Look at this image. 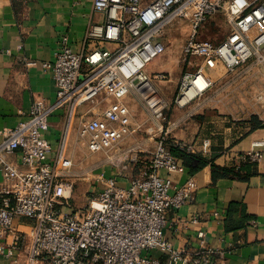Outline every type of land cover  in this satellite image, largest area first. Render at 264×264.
Instances as JSON below:
<instances>
[{
  "label": "built area",
  "instance_id": "built-area-1",
  "mask_svg": "<svg viewBox=\"0 0 264 264\" xmlns=\"http://www.w3.org/2000/svg\"><path fill=\"white\" fill-rule=\"evenodd\" d=\"M92 5L104 20L88 26L84 36L88 50L74 52L62 38L53 61L42 64L53 80L54 99L35 101L15 127L2 132L0 171L9 185L0 191V236L13 231L17 218L31 221L30 233L16 236L13 244L24 252L25 264H224L221 254L203 247V232L197 233L200 247L191 252L174 248L163 236L169 212L192 199L196 183L190 177L175 186L159 172L184 171L172 148L187 154H195V149L164 134L167 103L155 81L166 80V74L149 75L146 67L164 53L165 28L177 20L192 26L182 46L183 60H201L195 75L182 79L180 104L197 77L205 84L191 98L209 87L207 69L221 65L231 73L249 60L264 62V0H92ZM218 11L229 15L230 34L220 43L200 40L199 28ZM130 93L161 133L151 160L126 186L102 173L99 190L86 206L67 211L73 192L67 176L73 163L66 156L70 131L74 127L88 151H109L140 130L124 104ZM107 98L113 102L92 112ZM58 112L64 128L52 165L44 133ZM15 152L22 168L7 160ZM260 158L252 151L240 159ZM132 161L138 162V157ZM153 250L165 254L168 262L148 256Z\"/></svg>",
  "mask_w": 264,
  "mask_h": 264
},
{
  "label": "crops",
  "instance_id": "crops-1",
  "mask_svg": "<svg viewBox=\"0 0 264 264\" xmlns=\"http://www.w3.org/2000/svg\"><path fill=\"white\" fill-rule=\"evenodd\" d=\"M103 20V13L93 9L92 0H0V141L3 130L15 127L35 101L54 99L53 80L42 64L53 61L61 39L65 38L74 52H85L88 47L84 36L88 26ZM199 65L193 64L191 59L184 62L181 54L166 49L146 67L149 75H170V79L167 76L164 81H155L158 93L172 111L163 124L164 134L192 146L195 154L191 155L201 156L219 167L238 169L247 162L241 161V156L252 151H259L261 158L256 162L248 161L253 163L251 173L243 179L214 180L210 165L197 172H191L186 165L181 173L160 170V175L175 186H181L190 177L196 183L192 199L169 212L163 236L174 248L191 252L200 247L197 233L203 232V247L221 254L224 264H264V118L254 116L257 124L252 121V115L239 118L225 111L227 101L223 93L221 98L212 95V90L217 92L226 86L213 84L214 78L227 73L221 65L206 70L210 72L208 76L205 72L210 83L207 89L180 104L177 100L184 71L195 72ZM105 100L104 107L97 106L92 112L98 113L113 102L112 98ZM124 104L132 120L141 126L132 135L129 150L141 154L153 152L155 140L161 135L156 124L135 94L130 93ZM63 128V115L58 112L50 118L44 133L51 148L48 158L52 165ZM74 136L73 127L66 152L73 147ZM204 141L209 142L207 148L203 146ZM66 156L70 158L67 153ZM179 159L183 163V159ZM7 160L22 168L18 152L7 156ZM128 182H119V185L126 186ZM8 185L0 171V191ZM30 231L29 219L14 220L13 231L0 236V264L15 261L25 264L24 252L13 244L16 236ZM148 256L168 262L167 256L158 250L149 252Z\"/></svg>",
  "mask_w": 264,
  "mask_h": 264
},
{
  "label": "rangeland",
  "instance_id": "rangeland-1",
  "mask_svg": "<svg viewBox=\"0 0 264 264\" xmlns=\"http://www.w3.org/2000/svg\"><path fill=\"white\" fill-rule=\"evenodd\" d=\"M231 28L227 12L218 11L208 17L207 21L199 28L198 38L203 41L220 43L230 34ZM191 30V24L184 20H177L167 26L162 37L163 42L166 43V49L182 56V46ZM191 61L193 64L199 65L201 60L193 58ZM186 74L195 75V72H188L186 69L182 79ZM209 74L210 72L206 71V75L208 76ZM167 76L170 79V75L166 73V79ZM214 81L215 83L213 84H226V86L224 85L225 89L222 88V90L217 92L211 91L212 95L217 98H221L223 93V98H226L227 101V109L225 111L232 112L239 118L249 117L250 115L264 118V62H257L254 59L249 60L235 69V71L227 72L225 76L218 77L216 80L214 78ZM106 102L107 100L103 101L98 108L104 107ZM174 104L171 105V108L174 107ZM168 108L169 105H167L164 113L166 116L165 122L172 112ZM76 123H78V120ZM132 138L133 136L126 138L109 151L90 152L82 140L77 138V136L73 137V147L66 152L73 163L69 170V176L73 183V192L70 200L72 208L66 209L67 211L86 206L91 195L99 190L98 178L102 173L105 176L113 177L118 183L123 184V181L130 180L138 174L143 163L151 160L152 152L141 154L129 151L131 148L129 145L133 141ZM259 154L261 155L260 152ZM135 156L138 157V162L132 161Z\"/></svg>",
  "mask_w": 264,
  "mask_h": 264
},
{
  "label": "trees",
  "instance_id": "trees-1",
  "mask_svg": "<svg viewBox=\"0 0 264 264\" xmlns=\"http://www.w3.org/2000/svg\"><path fill=\"white\" fill-rule=\"evenodd\" d=\"M251 119L252 121H254L255 124L258 123L256 117L253 116ZM171 153L176 157L183 159L184 165H186L191 170V172H197L203 169L204 167H206L207 165H210L212 178L214 180L222 177H233V178L243 179L246 177L248 173H251L250 168L253 165V163H248L247 161L246 163L242 164L238 169L234 167H230V168L219 167L211 162L206 161L201 156L187 154L178 149L172 148Z\"/></svg>",
  "mask_w": 264,
  "mask_h": 264
},
{
  "label": "bare ground",
  "instance_id": "bare-ground-1",
  "mask_svg": "<svg viewBox=\"0 0 264 264\" xmlns=\"http://www.w3.org/2000/svg\"><path fill=\"white\" fill-rule=\"evenodd\" d=\"M192 85L189 87L186 95L182 98L181 102H185L187 99L191 98L195 91L197 90V88H201L204 86L205 84V80L202 77H197L195 83H191Z\"/></svg>",
  "mask_w": 264,
  "mask_h": 264
}]
</instances>
